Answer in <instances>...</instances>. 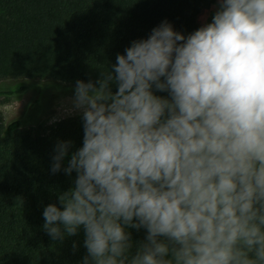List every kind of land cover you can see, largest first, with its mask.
Wrapping results in <instances>:
<instances>
[{"label":"clouds","instance_id":"obj_1","mask_svg":"<svg viewBox=\"0 0 264 264\" xmlns=\"http://www.w3.org/2000/svg\"><path fill=\"white\" fill-rule=\"evenodd\" d=\"M217 4L75 82L82 146L58 141L51 166L68 157L74 185L42 216L54 241L83 229V264H264V0ZM128 228L146 232L134 252Z\"/></svg>","mask_w":264,"mask_h":264},{"label":"trees","instance_id":"obj_2","mask_svg":"<svg viewBox=\"0 0 264 264\" xmlns=\"http://www.w3.org/2000/svg\"><path fill=\"white\" fill-rule=\"evenodd\" d=\"M217 0H0V83L19 81V100L31 93L20 117L0 126V264H83L84 232L54 241L43 229V209L60 207L58 194L74 185L75 173L51 172L58 141L82 146L81 117L63 120L47 134L24 131V119L45 115L47 90H73L111 70L117 54L146 39L164 20L187 36ZM115 92V86L112 88ZM167 97V93L156 92ZM135 246L144 229L128 228ZM76 245L75 249L73 245Z\"/></svg>","mask_w":264,"mask_h":264},{"label":"rangeland","instance_id":"obj_3","mask_svg":"<svg viewBox=\"0 0 264 264\" xmlns=\"http://www.w3.org/2000/svg\"><path fill=\"white\" fill-rule=\"evenodd\" d=\"M217 7L218 4L215 2L209 9L203 10L198 17L199 24L204 25L210 22ZM20 85L21 83L19 81H6L0 83V92H14ZM73 92V90L56 91L54 88H49L46 92L45 116L37 122H31L28 118H25L23 121L25 125L23 128L24 131L34 135H43L47 134L52 127L63 120L80 117L79 114L74 113L72 115H67L65 112V109L70 108L69 101L73 96ZM31 97V93L24 94L19 100L8 96H0V126L20 117ZM53 117H58V121L51 122Z\"/></svg>","mask_w":264,"mask_h":264}]
</instances>
